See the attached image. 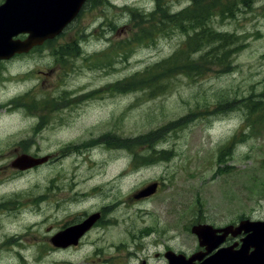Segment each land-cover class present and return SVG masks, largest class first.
Instances as JSON below:
<instances>
[{
	"label": "rangeland",
	"instance_id": "rangeland-1",
	"mask_svg": "<svg viewBox=\"0 0 264 264\" xmlns=\"http://www.w3.org/2000/svg\"><path fill=\"white\" fill-rule=\"evenodd\" d=\"M241 1L219 0L205 13L207 28L224 37L209 44L187 21H162L194 0H89L48 46L67 48L66 56L0 62V195L12 194L18 210L29 206L0 220L22 234L25 226L22 255L9 264H111L134 226L162 225L166 215L175 227L264 217V0ZM217 44L220 61L200 60ZM160 63L167 70L140 81ZM191 64L200 68L189 74ZM21 153L50 158L16 172L9 164ZM158 179L154 196L132 198ZM92 186L103 191L75 198ZM103 204L107 221L79 246L50 243ZM171 234L192 241L189 226Z\"/></svg>",
	"mask_w": 264,
	"mask_h": 264
},
{
	"label": "flooded vegetation",
	"instance_id": "flooded-vegetation-1",
	"mask_svg": "<svg viewBox=\"0 0 264 264\" xmlns=\"http://www.w3.org/2000/svg\"><path fill=\"white\" fill-rule=\"evenodd\" d=\"M3 1L4 0H0V3ZM25 36L26 34H19V38H25ZM56 38L57 36L53 39H47L41 45L32 47L27 53L18 54L16 56H28L34 53L38 54L41 51L49 52L52 55L63 56L65 55L62 50L63 46H60L59 48L48 47ZM73 54L75 55V51ZM11 60L12 58L8 60H0V62L6 63ZM10 99L12 100V98ZM11 162L9 166L12 170L16 172L24 171L12 167ZM38 166L35 167L37 168ZM157 182L159 190L162 183L160 181ZM102 191V187L96 186L87 187L81 191L75 189V198L80 196L78 198L83 199L92 194L101 193ZM26 192L27 191H24L23 193ZM11 195L12 194L7 193L0 195V220L5 219L9 222L16 216L18 211L20 213H25V209L29 207L27 205H21L23 207L18 210L16 206H13L12 204L17 201V199L12 198ZM149 198L151 197L140 198L138 201H143ZM10 202L12 203L10 204ZM22 202L29 204L30 208H34L35 204L31 203L29 200H24ZM107 206L108 204H103L99 210H95L88 214L85 213L81 216L79 221H75L76 225L86 219L89 214L96 213L97 215L92 221L91 226L83 231L82 235L76 239L75 245L73 246H79L83 243L82 239H86L91 232L99 230L98 227L101 226V222L107 221L104 214ZM22 215L25 216L24 214ZM166 216L167 218H163L162 220L158 219V221L164 223L162 225L143 224L140 226H134L138 230L131 234V239L128 242H120V245L116 247V249H119L120 253L111 257L113 260L111 264H264V217L256 218L253 214L240 215L235 221L224 225H215L203 221L200 218H196V220L191 219L188 225L175 227L171 224L173 222V219L171 218L172 215ZM31 223V221L27 222L28 227ZM202 224L211 225L210 228L212 230L210 231V237L208 240L204 239L200 241L197 235L190 232L193 242L182 243L175 241V235L171 234L172 232H178V237H182L188 226L190 231L191 227L194 225ZM18 229H21L23 234L22 232L11 230L9 227L4 226L0 221V262L9 264L12 260H19L21 257L22 254L20 251H17V249L25 247L21 238L26 233L24 224L19 225ZM35 240L36 238L31 239V241ZM71 246L72 245H69L66 248ZM44 257L45 254H43V258Z\"/></svg>",
	"mask_w": 264,
	"mask_h": 264
},
{
	"label": "water",
	"instance_id": "water-1",
	"mask_svg": "<svg viewBox=\"0 0 264 264\" xmlns=\"http://www.w3.org/2000/svg\"><path fill=\"white\" fill-rule=\"evenodd\" d=\"M87 0H5L0 5V59H8L15 53L27 52L34 45L41 44L62 31L81 10ZM26 33L24 40L12 37ZM47 160V156L35 159L21 154L11 166L26 169ZM156 184H150L145 193L154 192ZM89 216L84 222L65 228L51 237L56 246L75 244L79 235L88 228L95 216ZM92 219V220H91ZM196 227L192 228L197 232ZM76 231V232H75Z\"/></svg>",
	"mask_w": 264,
	"mask_h": 264
},
{
	"label": "trees",
	"instance_id": "trees-1",
	"mask_svg": "<svg viewBox=\"0 0 264 264\" xmlns=\"http://www.w3.org/2000/svg\"><path fill=\"white\" fill-rule=\"evenodd\" d=\"M215 2H217V4H215V5L214 4L213 5H207L206 8H205L206 10H204V8L202 7V4H199L198 0H194V4H193L192 8L184 9L183 11H181L179 13H176L174 15L168 16V17L162 16V21H164V20L172 21V22H174V24L176 23V25H177L178 23H181V21L183 20V22L184 21L188 22V24L185 25L184 27H189V28L199 27V28H196L197 31L194 32L195 33L194 34V38L198 42L206 41L207 43L210 44V43H214L215 41H218V40H221V39L224 40L223 35H219V33L213 32L211 29H208L207 26L205 25V22H203V20L205 19L204 18L205 13H206V16H207L209 14V11L215 9L216 7H218V5L221 4V3H218L219 0H215ZM242 2L245 3V0H242L241 3ZM230 4H231L230 2L228 4H225L224 5V10H227V9L229 10L230 9ZM168 18H170V19H168ZM202 22H203V24H202ZM74 45H73L74 47H72V49H69L70 52H72V53H74V51H75V53L78 52V47L76 46V44H74ZM216 46H218V44L215 45L205 55H202L200 60H203L205 58V59H207L209 61V63H214V64L217 63V60L220 61V56L217 55L214 52V49L216 48ZM62 50H63V53L67 52V48L66 49L62 48ZM191 63H193V62H191ZM193 65H195V66H193ZM156 66L151 67V69H149V70L148 69L145 70L144 75L146 76V78L142 77L143 79H141V80L139 79V80L141 82H143V83H151V81H150L149 77H147V75L154 76L156 74V71L162 72L164 69L167 70V67H166L167 63H164V64L160 63L158 65V67H156ZM193 67H194V71H191L193 69ZM185 68L187 69V72L189 74H192V73L196 72L195 70H197L200 67H198L196 64H191L190 66L185 67ZM139 80L135 79L134 81H130V82H128L127 85L134 86L137 83V81H139ZM258 104H259V102H257V103L255 102L254 103V106H256L255 109L257 108ZM136 141H139V140H136Z\"/></svg>",
	"mask_w": 264,
	"mask_h": 264
},
{
	"label": "bare ground",
	"instance_id": "bare-ground-1",
	"mask_svg": "<svg viewBox=\"0 0 264 264\" xmlns=\"http://www.w3.org/2000/svg\"><path fill=\"white\" fill-rule=\"evenodd\" d=\"M79 13H80V11L78 12V14H79ZM78 14H77L75 17H77ZM21 154L29 155V156H31V157H33V158H35V159H40V158L44 157V156H35V155L29 154V153H21ZM21 154H18L17 156H20ZM45 156H46V155H45Z\"/></svg>",
	"mask_w": 264,
	"mask_h": 264
}]
</instances>
